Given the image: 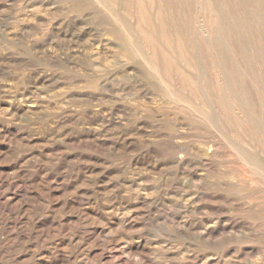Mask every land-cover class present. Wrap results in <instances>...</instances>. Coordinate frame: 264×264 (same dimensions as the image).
<instances>
[{"label":"rangeland","instance_id":"obj_1","mask_svg":"<svg viewBox=\"0 0 264 264\" xmlns=\"http://www.w3.org/2000/svg\"><path fill=\"white\" fill-rule=\"evenodd\" d=\"M216 4L0 0V264H264V0Z\"/></svg>","mask_w":264,"mask_h":264},{"label":"bare ground","instance_id":"obj_2","mask_svg":"<svg viewBox=\"0 0 264 264\" xmlns=\"http://www.w3.org/2000/svg\"><path fill=\"white\" fill-rule=\"evenodd\" d=\"M113 1V0H112ZM138 1V0H137ZM152 1V0H151ZM154 1V0H153ZM178 1V0H177ZM170 2H171V0H170ZM193 2H194V10L192 11V13L194 12V16L192 17V22H193V27H194V29H196V30H198L200 33L202 32L201 31V29L203 28V31L206 33V32H208V30H206L205 28H207V27H209V26H214V25H217V23H218V15H219V12H218V10H217V4H216V0H193ZM132 3V2H131ZM144 3V2H143ZM159 3V2H158ZM157 3V4H158ZM161 3V2H160ZM164 3V2H163ZM166 3H167V1H166ZM127 4V3H126ZM178 4V3H177ZM148 5H150V3L148 4ZM154 5V4H153ZM159 5V4H158ZM163 5V4H162ZM130 6V5H129ZM134 6V5H133ZM160 6V5H159ZM168 6H169V4H168ZM125 7V6H124ZM129 8V7H128ZM147 8H149V7H147ZM155 8V7H154ZM159 10H160V8H158ZM144 10V9H143ZM153 10V9H152ZM170 10V9H169ZM125 11V10H124ZM138 11V10H137ZM135 13V12H134ZM154 13H156V12H154ZM164 13V12H163ZM183 13V12H182ZM133 14V13H132ZM151 14V13H150ZM157 14V13H156ZM131 15V14H130ZM129 15V16H130ZM154 15V14H153ZM160 15H161V13H160ZM156 16V15H155ZM164 16V15H163ZM133 17V16H132ZM138 17H139V15H138ZM158 17H159V15H158ZM201 17H204V19L203 20H200V18ZM157 18V17H156ZM155 18V19H156ZM160 18V17H159ZM138 19V18H137ZM140 19V18H139ZM139 19H138V22H139ZM152 19H154V18H152ZM151 19V20H152ZM162 19H163V17H162ZM141 20H143V19H141ZM140 20V21H141ZM150 20V19H149ZM137 21V20H136ZM148 21V20H147ZM154 21V20H153ZM152 21V22H153ZM157 21H158V19H157ZM138 22H137V25H138ZM143 22V21H142ZM160 22H161V20H160ZM144 23V22H143ZM146 23V22H145ZM154 23V22H153ZM173 24V23H172ZM141 25V24H140ZM144 25V24H143ZM150 25V24H149ZM154 26V25H153ZM144 27H146V26H144ZM156 26H154V27H152L153 29L155 28ZM161 27V26H160ZM142 28V27H141ZM150 28H151V26H150ZM157 28V27H156ZM146 29H148V28H146ZM213 29V28H212ZM149 30V29H148ZM152 30V29H151ZM163 30V29H162ZM164 30H166V28L164 29ZM153 32V31H152ZM165 32V31H164ZM171 32V31H170ZM155 33V32H154ZM166 33H167V31H166ZM127 34H128V36H129V39L130 40H133V34L131 33V31H128L127 32ZM150 34V33H149ZM148 34V35H149ZM152 34V33H151ZM168 34V33H167ZM171 35H172V33H171ZM183 35V34H182ZM186 35V34H185ZM185 35H183V36H185ZM151 36V35H150ZM186 37V36H185ZM152 38V37H151ZM156 38V37H155ZM167 38V37H166ZM166 38H164V39H166ZM170 38H171V36H170ZM157 39V38H156ZM153 40H155L154 38H153ZM181 40V39H180ZM166 41H169V40H166ZM153 42V41H152ZM170 42H171V40H170ZM182 42V41H181ZM158 48V47H157ZM138 52H140V51H138ZM141 53V55L143 56V57H145L146 55L145 54H143L142 52H140ZM139 53V54H140ZM154 56L155 55H153V56H151V58H149V57H145V58H147L146 60H144L145 61V63H147V65L155 72V73H157L158 75H160V71H159V69H158V63H157V60H156V58H154ZM163 61V63H164V65H168L169 64V61L170 60H167L166 58L164 59V60H162ZM214 64H215V69H217L220 65H221V63H219L218 61H215L214 62ZM216 83H217V86L219 87V90L221 91V79L219 78V76L217 77V79H216Z\"/></svg>","mask_w":264,"mask_h":264}]
</instances>
